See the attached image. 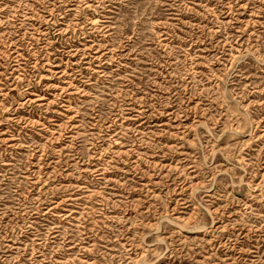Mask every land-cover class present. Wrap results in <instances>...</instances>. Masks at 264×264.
<instances>
[{
    "label": "rangeland",
    "instance_id": "1",
    "mask_svg": "<svg viewBox=\"0 0 264 264\" xmlns=\"http://www.w3.org/2000/svg\"><path fill=\"white\" fill-rule=\"evenodd\" d=\"M0 264H264V0H0Z\"/></svg>",
    "mask_w": 264,
    "mask_h": 264
}]
</instances>
